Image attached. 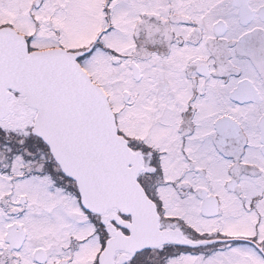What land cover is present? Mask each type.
Instances as JSON below:
<instances>
[{"label": "snow or ice", "instance_id": "obj_1", "mask_svg": "<svg viewBox=\"0 0 264 264\" xmlns=\"http://www.w3.org/2000/svg\"><path fill=\"white\" fill-rule=\"evenodd\" d=\"M0 264H264V0H0Z\"/></svg>", "mask_w": 264, "mask_h": 264}]
</instances>
